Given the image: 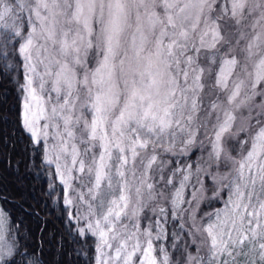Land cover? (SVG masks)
I'll return each instance as SVG.
<instances>
[{"label": "snow or ice", "instance_id": "1", "mask_svg": "<svg viewBox=\"0 0 264 264\" xmlns=\"http://www.w3.org/2000/svg\"><path fill=\"white\" fill-rule=\"evenodd\" d=\"M0 29L90 264H264V0H0ZM9 223L0 264H45Z\"/></svg>", "mask_w": 264, "mask_h": 264}, {"label": "trees", "instance_id": "2", "mask_svg": "<svg viewBox=\"0 0 264 264\" xmlns=\"http://www.w3.org/2000/svg\"><path fill=\"white\" fill-rule=\"evenodd\" d=\"M7 63L9 66L0 62V116L8 118V123L0 124V201L9 215L10 236L21 251H31L25 245L42 249L45 264H90L92 241L73 243L67 236L63 185L49 175L55 167L34 158L27 135L16 126L18 75L11 66L13 62ZM36 255L41 252L38 250ZM16 259L19 262L21 257ZM31 259L24 257L25 261Z\"/></svg>", "mask_w": 264, "mask_h": 264}, {"label": "rangeland", "instance_id": "3", "mask_svg": "<svg viewBox=\"0 0 264 264\" xmlns=\"http://www.w3.org/2000/svg\"><path fill=\"white\" fill-rule=\"evenodd\" d=\"M25 15H26V13H25ZM201 139H203V137H201ZM206 147H207V144H206ZM201 154L206 155L207 153H206V152L201 153L200 151H197V155H201ZM192 159H195V157H192ZM53 166H54V165H53ZM54 167H55V166H54ZM221 206H222V205H221ZM221 206H219V207H221ZM0 208H3V209L5 210V208L3 207L1 201H0ZM5 212L8 214V212H7L6 210H5ZM8 217H9V215H8ZM7 239H8L9 241H12V240H13L12 237L10 236V234L7 236Z\"/></svg>", "mask_w": 264, "mask_h": 264}]
</instances>
